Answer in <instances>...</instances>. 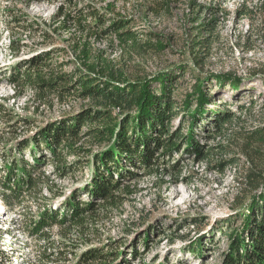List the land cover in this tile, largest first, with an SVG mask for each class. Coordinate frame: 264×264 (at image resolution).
Segmentation results:
<instances>
[{
	"label": "rangeland",
	"instance_id": "374dc122",
	"mask_svg": "<svg viewBox=\"0 0 264 264\" xmlns=\"http://www.w3.org/2000/svg\"><path fill=\"white\" fill-rule=\"evenodd\" d=\"M62 7L65 14L83 8L101 13L107 20L101 32L113 18H125L136 37L125 44L113 31L96 35L77 23H67L65 29L63 18L55 20ZM212 21L209 33L203 25ZM77 45H85L93 59L100 56L122 68L126 82H144L164 72L177 78L171 94L179 106L173 128L184 135L198 103L189 100L194 102L189 113L183 103L200 88L208 101L195 134L206 159L182 146L160 157L149 172L129 167L137 175L130 182L134 191L122 193L121 202L104 211L93 223L94 233L84 236L74 226L65 236V227L55 224L37 232L38 213L45 207L56 211L89 182L93 155L108 145L82 140L78 145L92 153L78 157L84 158L78 170L63 175L48 150L40 151L37 144L34 153L22 149L48 123L94 105L77 90L69 93L64 84L59 91L38 93L24 78L31 61L49 56L44 61L47 76L83 68L74 52ZM228 110L233 120L215 132V119ZM258 151L260 155L253 154ZM30 153L41 157L33 173L43 172L48 179L25 193L28 200L7 208L1 195L7 169L2 168L21 157L32 162ZM76 159L67 156L63 164L70 166ZM247 172L264 174V0H0V223H7L0 225V237L5 234L1 228L13 233L19 217L27 230L15 229V252L6 248V253L8 239L0 238V264H78L93 249L117 253L131 264H219L228 227L220 226L231 216L234 198L248 200L264 189L263 183L250 192ZM89 200L82 194L80 202ZM198 240L205 248L202 255L191 251ZM116 262L108 256L96 264Z\"/></svg>",
	"mask_w": 264,
	"mask_h": 264
},
{
	"label": "trees",
	"instance_id": "16d2710c",
	"mask_svg": "<svg viewBox=\"0 0 264 264\" xmlns=\"http://www.w3.org/2000/svg\"><path fill=\"white\" fill-rule=\"evenodd\" d=\"M83 9L65 14L62 7L57 12L55 20L63 18L65 29H68L67 23H77L88 32L96 31L98 35V32H101L99 30L107 23L106 18L101 13L91 10L87 12L85 8ZM89 19L93 20V25L88 23ZM109 22H111L109 29L101 32V35L113 31L120 42L125 44L136 37L130 27L131 21L113 18ZM213 23L214 21L205 23L203 25L205 31L212 32L214 28L208 26ZM77 46L78 48L74 47V52L83 68H78L68 75L47 76L44 68L48 65L49 56L41 61L38 59L31 61L24 78V83L38 93L59 91L62 88V85L59 87L60 84H64L68 86L66 89L70 90L69 93L71 89L77 90L81 98L91 100L94 105L48 123L37 131L36 136L28 141V144H23L22 149L32 148L34 153V150L38 149L36 144L40 151L43 147L54 158L57 173L66 174L70 169L78 170V165H81V160L84 159L78 157L84 153H92L84 151L78 145L82 140H91L96 146L108 145L104 151L93 155L92 162L90 161L92 174L89 182L82 188L75 189L56 211L45 207L38 213L34 222L37 232L55 224L61 226V229L65 227L62 229V235L65 236L67 233L70 234L69 231L74 226L84 236L86 231L89 235L94 233L93 223L99 221L101 215H105L104 211L116 207L121 202L119 198L122 193L130 194L134 191L130 182L135 180L137 175L131 172L129 167L149 172L160 157L170 156L174 151H180L182 146L186 151L196 154L203 160L206 159L203 146H200L195 134L196 126L206 110L205 103L208 101L200 88L183 103L186 113L192 110L193 101L198 103V108L193 110V116L189 115L191 120L189 131L184 135L181 130L173 128V119L179 106L178 102L171 98V94L177 78L164 72L144 82H126L127 78L122 73V68L116 66L114 62L100 56H93L96 57L93 59L85 45ZM12 49L15 50L14 47ZM14 79L18 80V75L14 76ZM224 83L220 82L221 85H225ZM153 84L158 87L154 88L156 86H152ZM191 99L193 101H189ZM116 111L119 113L115 115ZM219 115L221 118L215 119L214 127L215 132L221 133L224 124L231 123L234 114L228 110ZM84 128L85 133L82 132ZM257 135L258 132L254 137ZM32 153H30L32 162L21 157L6 162L2 168L7 169V173L2 182L4 192L1 195L10 209L28 200L25 193L39 189L44 185V180L48 179L43 172L33 173L32 170L40 166L41 157L36 154L32 156ZM253 154L260 155L261 152ZM67 156H74L77 159L67 166L66 161L63 164ZM263 175L261 172H247L245 181L250 192H256L262 186ZM260 192L252 194L248 200L239 195L234 198L232 214L220 226L228 227L227 245L221 254L219 264H264V189ZM82 194L89 196L92 201L80 202ZM19 229L22 232L27 231L23 224ZM204 250L200 240L191 248L197 255H202ZM0 254L4 253L0 251ZM108 256L113 259L115 257L116 262L119 254H105L102 249H93L83 254L78 264H96ZM116 264L131 262L123 258Z\"/></svg>",
	"mask_w": 264,
	"mask_h": 264
},
{
	"label": "built area",
	"instance_id": "2783aa9c",
	"mask_svg": "<svg viewBox=\"0 0 264 264\" xmlns=\"http://www.w3.org/2000/svg\"><path fill=\"white\" fill-rule=\"evenodd\" d=\"M16 223H17V226L14 227V228H12V229H13V233H12V230H10V234H11V235H14V231H15L16 228H17L18 231L20 230L19 228L22 226L21 218H18V219L16 220ZM0 225H7V224H0ZM10 225H12V227H13V225L15 226V223H12V224H10ZM1 229L7 231V229H3V228H1ZM7 233H9V231H7ZM15 243H16V242H15Z\"/></svg>",
	"mask_w": 264,
	"mask_h": 264
}]
</instances>
